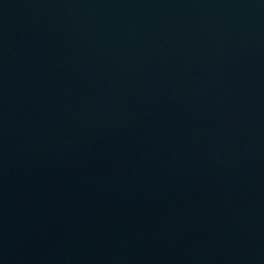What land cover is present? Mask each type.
Returning <instances> with one entry per match:
<instances>
[{"label": "water", "instance_id": "1", "mask_svg": "<svg viewBox=\"0 0 264 264\" xmlns=\"http://www.w3.org/2000/svg\"><path fill=\"white\" fill-rule=\"evenodd\" d=\"M0 264H264V0H0Z\"/></svg>", "mask_w": 264, "mask_h": 264}]
</instances>
